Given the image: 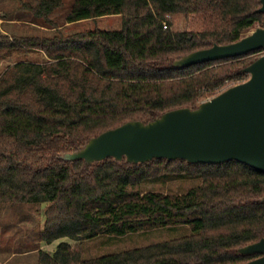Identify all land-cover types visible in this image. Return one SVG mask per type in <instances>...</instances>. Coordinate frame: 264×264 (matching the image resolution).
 Wrapping results in <instances>:
<instances>
[{"label": "trees", "instance_id": "trees-1", "mask_svg": "<svg viewBox=\"0 0 264 264\" xmlns=\"http://www.w3.org/2000/svg\"><path fill=\"white\" fill-rule=\"evenodd\" d=\"M52 6L42 0L36 12L45 16ZM259 7L260 0H73L67 23L116 15L121 29L38 38L0 34V57L18 45L41 46L45 55L41 62L15 61L0 74V203L46 204L39 240L75 242H59L52 254L40 250L38 264H241L258 256L238 249L264 238L263 172L234 160L130 164L108 157L86 164L62 155L126 121L196 108L245 80L243 68L261 50L185 68L173 62L263 26ZM176 18L183 28H172ZM176 179L192 182L184 192L172 191ZM172 226L190 231L81 255V242L101 234Z\"/></svg>", "mask_w": 264, "mask_h": 264}, {"label": "water", "instance_id": "water-1", "mask_svg": "<svg viewBox=\"0 0 264 264\" xmlns=\"http://www.w3.org/2000/svg\"><path fill=\"white\" fill-rule=\"evenodd\" d=\"M258 12L264 14V0ZM263 53L243 71L248 78L204 99L196 108L182 107L162 113L148 122L129 120L91 137L65 160L92 164L112 157L138 164L163 158L189 163H243L264 173V25L229 44H213L173 62L177 68ZM264 201V197L262 198ZM257 254L241 264H264V238L238 249Z\"/></svg>", "mask_w": 264, "mask_h": 264}, {"label": "rangeland", "instance_id": "rangeland-1", "mask_svg": "<svg viewBox=\"0 0 264 264\" xmlns=\"http://www.w3.org/2000/svg\"><path fill=\"white\" fill-rule=\"evenodd\" d=\"M41 1L0 0V34H6L11 38H38L52 37L57 33L69 34L96 29L118 31L122 27L121 17L116 15L104 16L96 21L67 27L64 14L65 10L69 9L68 0H52V12L45 16L41 15V11L36 12ZM52 25H55L54 28H50ZM172 28H183L182 20L176 18ZM40 48L42 47L39 46L38 49L37 47L18 45L12 53H9V56L0 57V74L7 65H11L15 61H43L45 55ZM191 182L176 179L169 183L172 186V189H169L184 192L190 187ZM45 205L0 203V264H38L37 258L40 250L52 254L59 242L75 244L67 238L55 240L49 244L39 240L38 234L44 223ZM189 231L190 227L188 226H172L130 233L125 236L101 234L81 242V255L83 258H89L119 252L183 236Z\"/></svg>", "mask_w": 264, "mask_h": 264}, {"label": "crops", "instance_id": "crops-1", "mask_svg": "<svg viewBox=\"0 0 264 264\" xmlns=\"http://www.w3.org/2000/svg\"><path fill=\"white\" fill-rule=\"evenodd\" d=\"M72 1H73V0H68V2H69V9H66V10H65L64 21L66 20V16H67V14H68L69 11H70ZM61 5H63V4H61ZM61 5H60V6H61ZM49 12H52V11L50 10ZM42 16H43V15H42ZM99 18H101V17H99ZM99 18L88 19V20H82V21H78V22H74V23H67V22L65 21V25H66L67 27H69V26H75V24H79V23H83V22H88V21H96V20L99 19ZM54 26H55V25H52L50 28H54Z\"/></svg>", "mask_w": 264, "mask_h": 264}, {"label": "built area", "instance_id": "built-area-1", "mask_svg": "<svg viewBox=\"0 0 264 264\" xmlns=\"http://www.w3.org/2000/svg\"><path fill=\"white\" fill-rule=\"evenodd\" d=\"M168 18H170L169 16H168ZM167 27V24L165 23V22H163V28H166ZM246 80V79H245ZM244 81V80H243ZM243 81H241V82H243ZM239 83V82H238ZM231 85H233V84H231ZM228 86H230L229 84L226 86V87H224V88H222L220 91H222V90H224L225 88H227ZM220 91H218V93L220 92ZM208 99V98H207Z\"/></svg>", "mask_w": 264, "mask_h": 264}]
</instances>
